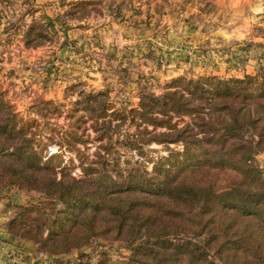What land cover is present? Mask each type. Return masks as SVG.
Instances as JSON below:
<instances>
[{
	"label": "rangeland",
	"instance_id": "obj_1",
	"mask_svg": "<svg viewBox=\"0 0 264 264\" xmlns=\"http://www.w3.org/2000/svg\"><path fill=\"white\" fill-rule=\"evenodd\" d=\"M223 1L18 0L4 6L5 1L0 0L5 8L0 14V93L28 126L27 136L33 139L40 165L47 166L52 161L50 165L58 179L64 172L80 179L84 177L83 169L98 161L100 152L107 161L131 174H145L144 170L154 174L160 167L168 170L172 154L185 152L191 142L206 134L198 126L196 115L172 110L165 114L168 109L160 104L151 110L156 124L138 116L133 119L137 109L145 110L142 103L148 105L147 110L153 99L161 101L170 91L190 95L184 82H178L180 79L197 83L213 76L223 80L247 76L264 79V0H232V10L225 13L221 8L229 0ZM186 8L192 15L179 17L177 23L175 18L165 24L156 17L165 14L169 20L173 13ZM105 16L133 30L132 39L115 28L103 29L99 23ZM49 18L54 27H39L45 37H35L38 30L33 25L45 24ZM15 21L16 26L11 28ZM193 24L211 32L193 39L184 29ZM170 33L182 41L171 38ZM31 37L35 38L32 44ZM137 42L143 43L142 53H136ZM180 48L189 49L193 56L180 55L177 50L178 57L172 60L174 50ZM127 51L135 55L129 57ZM99 92H106L112 105L105 118L112 126L111 143L108 137L98 138L100 132L95 130L93 120L78 106L85 96ZM147 94L153 95L152 100L147 99ZM41 100L53 102L55 107H45ZM121 112L128 116L114 115ZM180 133L182 140L171 141ZM135 140L140 148L126 146L127 141ZM252 141L250 138L248 144ZM255 159L264 178V152ZM177 169L172 168V172ZM163 175L160 173L159 178ZM40 196L26 188L0 192V245L11 248L17 257L14 264H31V258L39 261L35 264H125L131 251L108 239H98L60 257L6 234L18 206H31Z\"/></svg>",
	"mask_w": 264,
	"mask_h": 264
},
{
	"label": "trees",
	"instance_id": "obj_2",
	"mask_svg": "<svg viewBox=\"0 0 264 264\" xmlns=\"http://www.w3.org/2000/svg\"><path fill=\"white\" fill-rule=\"evenodd\" d=\"M47 20L33 25L35 37H45L39 27H54ZM179 81L190 95L174 90L159 101L147 94L153 104L146 110L142 103L145 110L137 109L133 119L156 124L150 115L160 104L168 109L165 114L196 115L204 137L172 154L170 168L154 174H131L97 152L98 161L84 168L80 179L67 172L58 179L52 161L40 165L28 126L0 93V192L26 188L41 193L31 206H18L6 234L60 257L108 239L131 251L125 264H264V178L255 159L264 152V79ZM78 103L100 132L98 138L111 143L107 93L88 94ZM41 104L55 107L50 101ZM180 134L171 141L182 140ZM126 146L140 148L136 140ZM200 162L210 165L197 167Z\"/></svg>",
	"mask_w": 264,
	"mask_h": 264
},
{
	"label": "crops",
	"instance_id": "obj_3",
	"mask_svg": "<svg viewBox=\"0 0 264 264\" xmlns=\"http://www.w3.org/2000/svg\"><path fill=\"white\" fill-rule=\"evenodd\" d=\"M5 1V2H4ZM14 1H18V0H3V4H4V6L5 5H8V4H12V3H16V2H14ZM176 1V0H175ZM225 1H227V0H224L223 2H225ZM232 0H229L228 1V4H226V5H224L223 6V8H221L222 9V12L223 13H225V12H227V11H231L232 10V8H233V5H232ZM2 3H0V9H2L3 8V10H0V14H3V11L5 12V8L1 5ZM236 7V6H235ZM18 10H16V12H17ZM129 11V10H128ZM166 12H167V10H165ZM165 11H163V12H165ZM180 13V14H179ZM179 13H173V15H171V17H170V19L168 20L167 19V15H165V14H162L161 16H156V17H160L159 19H160V22H161V20H162V22H164L165 24L166 23H172V21H170V20H172L171 18H175V21H176V19H177V21H176V23L177 22H179V20H178V18L179 17H183V16H191L192 15V13L193 12H190L189 10H188V8H186V9H184V11H181V12H179ZM150 15H154V12H151V14ZM108 16V15H107ZM153 17V16H152ZM155 17V16H154ZM111 18H107L106 16L104 17V19H103V22H101V24L99 23V25H101L102 27H103V29H110V28H115L116 30H118L119 32H121L122 34H123V36L125 37V38H127V39H132V37H133V30H130L129 28H127V27H125L123 24H119V25H116L115 23H112L111 22V20H110ZM174 22V21H173ZM175 23V24H176ZM193 23V22H192ZM164 24V25H165ZM168 25V24H167ZM196 24H193V25H191L190 26V28L189 27H187V26H185V32H186V29H187V32H190L191 33V35L193 36V39L195 38V36H197L198 37V34H201V37H202V34H209L210 32H211V30H204V26H200V27H196L195 26ZM163 26V25H162ZM174 30H176L177 31V29L175 28ZM181 32V31H180ZM81 33H83V35H85L84 34V31L82 30V32ZM197 37H196V39H197ZM205 38V40H206V37H204ZM126 41V40H125ZM130 42V41H129ZM135 45H137L136 46V53H142L143 51H141V45H143V43H141V42H137V43H135ZM167 48V47H166ZM172 47H170L169 49H171ZM189 48V47H188ZM175 49V48H174ZM190 49H195V48H190ZM180 51L181 53H180V55H182V54H186V56L187 57H190V56H193L192 54V52H190L189 51V49H183V48H180V49H176V50H174V53L171 55V59L173 60V59H175V61H176V58L178 57V53L177 52H175V51ZM163 52H165V49L163 50ZM192 53V54H191ZM127 54L129 55V57H131V56H133V54L135 55V53L133 52V51H130V52H128L127 51ZM179 55V57H181ZM189 55V56H188ZM171 67V66H170ZM175 71V70H174ZM174 71H171L172 73L174 72ZM170 73V72H169ZM10 247L9 246H3V244L2 245H0V264H14V262H16L17 263V257H15V256H13L12 254V252H10ZM37 259H35V258H31V264H35V263H37ZM39 262V261H38Z\"/></svg>",
	"mask_w": 264,
	"mask_h": 264
},
{
	"label": "water",
	"instance_id": "obj_4",
	"mask_svg": "<svg viewBox=\"0 0 264 264\" xmlns=\"http://www.w3.org/2000/svg\"><path fill=\"white\" fill-rule=\"evenodd\" d=\"M169 35H170L171 38H173V39H175V40H177V41H182V38H180V37H176V36H174L172 33H170Z\"/></svg>",
	"mask_w": 264,
	"mask_h": 264
}]
</instances>
